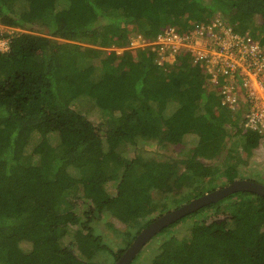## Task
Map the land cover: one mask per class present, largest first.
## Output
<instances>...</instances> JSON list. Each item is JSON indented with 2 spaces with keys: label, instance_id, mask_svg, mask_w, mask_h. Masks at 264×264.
Listing matches in <instances>:
<instances>
[{
  "label": "trees",
  "instance_id": "16d2710c",
  "mask_svg": "<svg viewBox=\"0 0 264 264\" xmlns=\"http://www.w3.org/2000/svg\"><path fill=\"white\" fill-rule=\"evenodd\" d=\"M216 20L264 47V0H0V23L22 31L0 52V264H115L159 217L260 183L243 155L264 138L191 54L118 52L135 32L152 43ZM188 141L180 158L138 149ZM154 239L134 264H264V197L232 194Z\"/></svg>",
  "mask_w": 264,
  "mask_h": 264
},
{
  "label": "built area",
  "instance_id": "2783aa9c",
  "mask_svg": "<svg viewBox=\"0 0 264 264\" xmlns=\"http://www.w3.org/2000/svg\"><path fill=\"white\" fill-rule=\"evenodd\" d=\"M21 32L0 23V52H8L11 37ZM141 41L144 47L152 44L159 64H172L177 56L191 54L209 73L210 88L221 97L222 106L242 110L244 130L264 138V47L259 40L234 34L216 20L187 36L171 28L152 43Z\"/></svg>",
  "mask_w": 264,
  "mask_h": 264
},
{
  "label": "water",
  "instance_id": "95a60500",
  "mask_svg": "<svg viewBox=\"0 0 264 264\" xmlns=\"http://www.w3.org/2000/svg\"><path fill=\"white\" fill-rule=\"evenodd\" d=\"M252 193L264 197V185L248 180H237L224 188L207 193L155 220L133 241L115 264H132L143 248L160 232L198 210L218 203L226 197L239 193Z\"/></svg>",
  "mask_w": 264,
  "mask_h": 264
},
{
  "label": "rangeland",
  "instance_id": "374dc122",
  "mask_svg": "<svg viewBox=\"0 0 264 264\" xmlns=\"http://www.w3.org/2000/svg\"><path fill=\"white\" fill-rule=\"evenodd\" d=\"M141 34L134 33L131 35V43L127 48L124 49H118V51L121 53L123 50H132L135 51L137 49H142L140 47H144L145 44L141 41ZM152 46V44H151ZM112 47L108 48L107 50H111ZM97 120V119H93ZM191 141H188L187 144L181 145V146H167V147H161L158 145H153L149 143H139L138 149L141 154H144L146 157H151V158H163V157H175V158H180L179 154L183 150V148H189L191 146ZM134 153L136 154L137 149L133 148ZM130 153V152H129ZM245 159H247V163L243 170V176L245 178H253L254 180L259 181L261 184L264 185V140L261 142L259 148L254 150L250 157H248L247 154L243 155ZM247 170H249L247 172ZM222 183H219L218 186H220ZM227 186V185H226ZM224 186V187H226ZM222 187V188H224ZM109 189L111 192L114 190L113 186L110 185ZM220 189V188H218ZM217 190V189H216ZM81 203V202H80ZM111 221V220H108ZM102 227H104L102 225ZM120 225H118V228ZM120 229L125 230L126 227L121 226ZM182 231V230H181ZM180 233V238H182L185 234L182 232ZM114 240H116V243L120 244L121 240L117 239L115 236ZM154 239V238H153ZM151 240L141 251L142 256H141V261L143 263H148V261H144L145 259H149L151 252L156 249L157 244L154 240ZM140 252V253H141ZM144 252V253H143ZM134 264V263H132Z\"/></svg>",
  "mask_w": 264,
  "mask_h": 264
},
{
  "label": "clouds",
  "instance_id": "9594fccd",
  "mask_svg": "<svg viewBox=\"0 0 264 264\" xmlns=\"http://www.w3.org/2000/svg\"><path fill=\"white\" fill-rule=\"evenodd\" d=\"M215 191V190H214Z\"/></svg>",
  "mask_w": 264,
  "mask_h": 264
}]
</instances>
